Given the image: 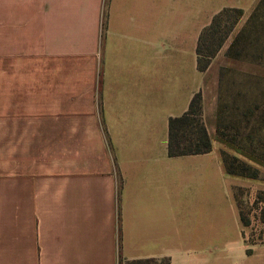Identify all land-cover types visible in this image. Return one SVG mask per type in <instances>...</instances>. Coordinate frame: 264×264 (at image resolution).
Returning a JSON list of instances; mask_svg holds the SVG:
<instances>
[{
    "label": "crops",
    "instance_id": "0c3cea01",
    "mask_svg": "<svg viewBox=\"0 0 264 264\" xmlns=\"http://www.w3.org/2000/svg\"><path fill=\"white\" fill-rule=\"evenodd\" d=\"M258 1L0 0V264H264L195 54L217 12L238 31ZM196 93L211 150L169 156Z\"/></svg>",
    "mask_w": 264,
    "mask_h": 264
},
{
    "label": "rangeland",
    "instance_id": "374dc122",
    "mask_svg": "<svg viewBox=\"0 0 264 264\" xmlns=\"http://www.w3.org/2000/svg\"><path fill=\"white\" fill-rule=\"evenodd\" d=\"M239 30L231 31L210 64L217 75L216 138L224 144L230 161L232 157L240 160L234 163L236 171L256 172L254 179L239 176L247 181L234 188L246 224L244 236L251 246L264 242V34L239 43L226 56Z\"/></svg>",
    "mask_w": 264,
    "mask_h": 264
},
{
    "label": "trees",
    "instance_id": "16d2710c",
    "mask_svg": "<svg viewBox=\"0 0 264 264\" xmlns=\"http://www.w3.org/2000/svg\"><path fill=\"white\" fill-rule=\"evenodd\" d=\"M242 15L237 8H223L217 12L201 31L198 45L195 49L196 67L201 72L205 71L211 59L221 47L223 41L231 33L234 26ZM264 34V0H259L253 11L245 21L243 27L234 37L226 56L231 55L232 49L243 41H249L254 37ZM211 150V140L206 132L202 121L201 94L196 93L189 101L186 111L177 117L168 120V145L169 156L196 155L208 153ZM222 162L226 173L255 178L256 172L247 175L241 169L235 170L234 163L240 161L236 157L230 161V156L221 152ZM243 165V164H242ZM244 167V166H243ZM240 170V171H239ZM240 222L246 225L239 212ZM154 260H124L120 259L119 264H151ZM162 264H168V260H161Z\"/></svg>",
    "mask_w": 264,
    "mask_h": 264
}]
</instances>
